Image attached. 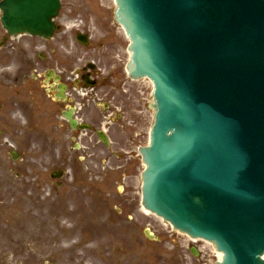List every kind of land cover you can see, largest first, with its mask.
<instances>
[{
  "label": "water",
  "instance_id": "95a60500",
  "mask_svg": "<svg viewBox=\"0 0 264 264\" xmlns=\"http://www.w3.org/2000/svg\"><path fill=\"white\" fill-rule=\"evenodd\" d=\"M116 2L130 73L155 84L145 207L213 242L218 264H264V0ZM58 8L8 1L4 23L49 36Z\"/></svg>",
  "mask_w": 264,
  "mask_h": 264
},
{
  "label": "rangeland",
  "instance_id": "374dc122",
  "mask_svg": "<svg viewBox=\"0 0 264 264\" xmlns=\"http://www.w3.org/2000/svg\"><path fill=\"white\" fill-rule=\"evenodd\" d=\"M62 1L63 14H70L71 19L78 18L79 27L89 25L94 38L90 51L94 54L95 42L103 39L105 34L100 22L106 20L109 25L113 20L114 1ZM116 34L121 40L118 49L123 59L121 67H124L128 59V43L120 32ZM76 47L83 50L79 45ZM137 85L136 89L147 91L142 139L138 144L145 146L149 141L154 112L149 108V85L146 82ZM9 152L8 148H0V222L13 229L16 243L10 248L0 244V264H207L202 257L191 256L184 237L141 211V173L144 165L137 156L131 165H127L125 177L121 175L120 165L115 164L110 171L106 170L107 177L103 174L97 181L87 173H93V167L97 165L83 163L69 170L59 187L57 183L60 181L49 178L44 164L40 167L37 164L33 168L32 163L24 161L18 165V169L27 177L18 171L22 175L18 179L11 172L13 166ZM55 168L56 165L51 166L52 170ZM82 209L96 214L100 222L93 220L106 232L100 230L99 234H102L94 239L85 229H81L65 238L64 228L76 224L71 215ZM146 230L155 240L146 237ZM130 247L133 249L131 253ZM6 250L14 252L16 257ZM215 261L216 258L211 257L208 264Z\"/></svg>",
  "mask_w": 264,
  "mask_h": 264
},
{
  "label": "flooded vegetation",
  "instance_id": "af4514ba",
  "mask_svg": "<svg viewBox=\"0 0 264 264\" xmlns=\"http://www.w3.org/2000/svg\"><path fill=\"white\" fill-rule=\"evenodd\" d=\"M0 47V87H3L4 67L3 61L5 55L15 58L22 51L23 63L17 65L11 80L15 84L25 81V87L28 92L33 91V84L28 82L29 74L35 71L39 65L35 54V46L30 50L20 48L18 45L11 44L8 50ZM47 55L43 57V67L45 68V85L43 98V153L45 159L49 162L64 163L68 156L75 155V150L81 147L89 146L98 140V134L101 126L104 124L111 125L114 119V112L108 116L100 115L99 105L101 102L106 104L112 103V107L107 106L106 110L119 109L128 111L129 103L127 96L123 98L117 96V88H121L124 83V76L120 77L121 71L117 68L110 69L107 76L101 77L103 68H97L91 64L85 65H68L64 64L56 56ZM54 64L62 66L59 71L52 70ZM12 68V67H11ZM59 78V80H57ZM35 80V79H33ZM119 91V90H118ZM58 96L59 98H56ZM0 100L7 101L0 94ZM1 110L5 104L0 103ZM119 106V107H118ZM105 111V108H104ZM70 117L71 119L69 120ZM71 120L77 124L79 129H73ZM132 127H137L138 120H130ZM88 125V131L80 130V127ZM106 126V125H104ZM35 129V124L33 125ZM33 129V130H34ZM29 146V141L27 142Z\"/></svg>",
  "mask_w": 264,
  "mask_h": 264
},
{
  "label": "bare ground",
  "instance_id": "6f19581e",
  "mask_svg": "<svg viewBox=\"0 0 264 264\" xmlns=\"http://www.w3.org/2000/svg\"><path fill=\"white\" fill-rule=\"evenodd\" d=\"M73 25V24H72ZM77 26V25H75ZM83 211L81 212H74L73 215H71V217H74L72 220H76V224H74L72 227L70 228H64L65 232H64V237L68 238L73 236L75 233H77L79 230L81 229H85L89 234L90 237L96 239L97 237H99L101 234H99V231L101 230L102 232H106V230H103V226H100L95 220H97L98 222H100V220L95 216L96 214L92 215L89 214L85 211V209H82ZM143 212H145L146 214L152 215L149 212L142 210ZM76 213H78V216H76ZM93 218L95 220H93ZM74 247V246H72ZM221 254H219V258H221Z\"/></svg>",
  "mask_w": 264,
  "mask_h": 264
}]
</instances>
